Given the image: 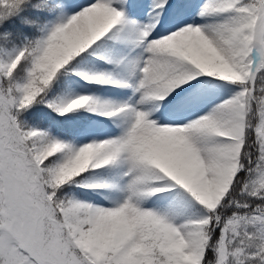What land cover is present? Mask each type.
I'll use <instances>...</instances> for the list:
<instances>
[{"label":"snow or ice","instance_id":"1","mask_svg":"<svg viewBox=\"0 0 264 264\" xmlns=\"http://www.w3.org/2000/svg\"><path fill=\"white\" fill-rule=\"evenodd\" d=\"M0 264H264V0H0Z\"/></svg>","mask_w":264,"mask_h":264}]
</instances>
